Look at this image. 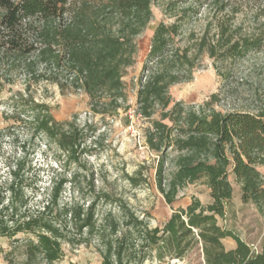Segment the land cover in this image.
I'll return each mask as SVG.
<instances>
[{
    "label": "trees",
    "instance_id": "1",
    "mask_svg": "<svg viewBox=\"0 0 264 264\" xmlns=\"http://www.w3.org/2000/svg\"><path fill=\"white\" fill-rule=\"evenodd\" d=\"M154 1L0 0V84L19 70L26 79L24 88L10 97L7 118L12 122L0 129V139L18 140L16 129L22 125L26 136L23 144L40 136L77 160L85 152L81 129L74 122L56 121L49 106L29 93L30 81L63 79L87 95L93 113H112L126 100L122 78L134 63L135 38L152 20ZM215 28L214 41L207 42L204 35L199 42L201 47L207 46L210 57L234 60L261 45L259 36L234 39L227 24L219 23ZM178 29L177 22H159L152 33L145 62L148 72L139 80L136 94L137 112L149 119L160 108L147 142L154 150L171 146L177 152L175 169L166 185L163 158L157 169L156 184L165 202L172 204L181 188L201 179L211 202L203 205L191 198L190 204L175 209L162 227H148L129 214L125 229L118 231L106 217L114 237L105 241L102 264H143L152 254L159 261L180 259L195 245L204 264H264V238L255 250L218 224L232 198L229 175L240 186L241 201L251 202L264 214V175L259 170L264 166V110L222 113L210 102L195 109L173 101L169 87L189 81L195 68V54L189 48L174 47ZM22 158L10 166L8 183L0 192V237L24 235V263L37 264L41 256L52 264L62 256L66 224L79 234L95 228V199L86 205L60 204L65 188L61 179L49 187L36 210H28L20 176ZM134 232L136 238L129 245L128 238ZM226 237L235 241L234 249H225L222 239Z\"/></svg>",
    "mask_w": 264,
    "mask_h": 264
},
{
    "label": "rangeland",
    "instance_id": "2",
    "mask_svg": "<svg viewBox=\"0 0 264 264\" xmlns=\"http://www.w3.org/2000/svg\"><path fill=\"white\" fill-rule=\"evenodd\" d=\"M151 10L152 20L135 38L134 63L125 69L122 78L126 100L112 113H93L87 95L63 79L53 82L44 77L37 82L30 81L29 93L49 106L56 121L74 122L81 129L85 152L77 160L40 136L23 144L26 136L22 125L16 129L18 140L0 139V192H4L8 183L10 166L23 157L20 176L29 200L28 210H36L49 187L61 179L65 180V188L60 204L86 205L95 199V228L79 234L65 223L62 256L52 264H102L105 241L114 237L110 226H106V217L118 231L125 229L129 214L143 220L148 227H162L170 214L175 209L186 208L191 198H197L203 205L211 201L202 179L181 188L172 204L165 202L156 184L159 161L164 159L162 176L166 185L175 169L177 152L171 146L160 151L149 147L147 134L152 129V121L159 119L160 108L149 119L141 116L137 112L136 94L139 80L148 72L146 55L159 22H177L179 29L174 35V47L189 48L192 55L195 54L192 78L169 87L173 101L195 109L210 102L222 113L264 110V0H155ZM219 23L229 25L234 39L259 36L261 45L234 60L210 57L207 46L201 47L199 42L204 35L207 42L214 41L215 26ZM25 82L20 70L1 82L0 129L11 124L7 118L11 114L9 100L24 88ZM259 170L264 175V166ZM229 181L233 195L218 224L237 235L242 234L255 249L264 235V214L251 202L240 200V186L233 175H229ZM60 219L64 222L63 217ZM135 238L134 232L128 244ZM25 249L26 237L22 234L0 237V264H25ZM172 259L166 257L160 263L152 254L143 264H172ZM181 259L185 264H203L198 245ZM36 262L48 264L41 256Z\"/></svg>",
    "mask_w": 264,
    "mask_h": 264
},
{
    "label": "crops",
    "instance_id": "3",
    "mask_svg": "<svg viewBox=\"0 0 264 264\" xmlns=\"http://www.w3.org/2000/svg\"><path fill=\"white\" fill-rule=\"evenodd\" d=\"M232 195H233V193H232ZM210 200H211V199H210ZM240 200H241V199H240ZM210 202H211V201H210ZM238 236H239L243 241H245L249 246H251V245L246 241V238L242 236V234H239ZM263 238H264V235H263V236L261 237V239L259 240V245H258V247L256 248V250H259V248H260V244H261V241H262ZM222 243H223V245H224V247H225L226 250L234 249L235 246H236L235 241H234L232 238H230V237L223 238V239H222ZM251 247H252V246H251ZM159 262L161 263V261H159ZM202 263L204 264L203 259H202Z\"/></svg>",
    "mask_w": 264,
    "mask_h": 264
},
{
    "label": "built area",
    "instance_id": "4",
    "mask_svg": "<svg viewBox=\"0 0 264 264\" xmlns=\"http://www.w3.org/2000/svg\"><path fill=\"white\" fill-rule=\"evenodd\" d=\"M254 249V248H253ZM256 250V248H255ZM172 264H185L183 259H179V258H173L172 261H171Z\"/></svg>",
    "mask_w": 264,
    "mask_h": 264
}]
</instances>
